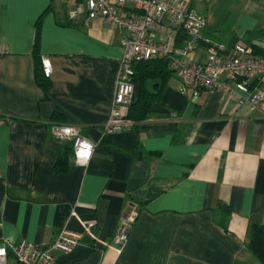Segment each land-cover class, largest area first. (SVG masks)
Masks as SVG:
<instances>
[{"label":"crops","instance_id":"1","mask_svg":"<svg viewBox=\"0 0 264 264\" xmlns=\"http://www.w3.org/2000/svg\"><path fill=\"white\" fill-rule=\"evenodd\" d=\"M190 5L206 18L202 36L264 48V0ZM44 10L36 51L50 66L46 96L32 55ZM71 10L66 0H0V244L44 245L66 227L81 235L53 264H261L247 242L251 225L264 224V116L238 105L236 93L211 89L188 101L172 75L145 119L103 132L122 32ZM188 57L204 60L203 46ZM57 124L95 145L83 165L70 161L71 149L61 173L53 165L70 143L51 136ZM129 210L137 216L117 253L110 239Z\"/></svg>","mask_w":264,"mask_h":264},{"label":"built area","instance_id":"2","mask_svg":"<svg viewBox=\"0 0 264 264\" xmlns=\"http://www.w3.org/2000/svg\"><path fill=\"white\" fill-rule=\"evenodd\" d=\"M72 8L70 17L82 15L86 21L101 18L122 32L120 56L115 76L111 106L101 125L105 133L130 127L125 117L133 92V64L148 59L167 60L178 90L188 101L201 92L215 90L220 97L236 93L237 104L257 110L264 116V48L255 53L241 41L225 43L202 36L206 18L190 5V0H66ZM157 32V38L154 32ZM177 33L181 34L176 46ZM198 44L204 48L202 61H192L188 55ZM1 52V50H0ZM41 70L49 76L46 57L40 58ZM50 134L69 142L70 161L83 165L90 157L94 144L68 124L50 127ZM87 145V148L85 147ZM137 212L129 210L119 217L110 243L119 253L126 241ZM84 231H89L84 227ZM81 233L60 228L52 241L44 245L19 239L0 244V264L16 261L18 264H53L57 253H68Z\"/></svg>","mask_w":264,"mask_h":264},{"label":"trees","instance_id":"3","mask_svg":"<svg viewBox=\"0 0 264 264\" xmlns=\"http://www.w3.org/2000/svg\"><path fill=\"white\" fill-rule=\"evenodd\" d=\"M46 10L41 13L34 23V34L32 41V55L34 59V81L41 88L46 96L49 88V81L42 73L40 67V56L36 51L40 20ZM255 53H262L263 48L256 44H248ZM133 76L138 83V93L136 99L127 106L125 117L132 121V124L145 119L150 112L152 103L157 102L160 98V90L172 76V70L169 68L167 60L163 58L148 59L133 64ZM155 79H158L156 81ZM154 80L153 90L147 88V81ZM52 120L59 119L57 114L51 116ZM71 152V146L64 144L63 150L53 165V173L64 172L67 166V158ZM222 206V205H221ZM222 208H225L222 206ZM226 210V209H225ZM222 224V223H221ZM247 247L250 252L264 264V224H252L249 233ZM9 264H18L12 261Z\"/></svg>","mask_w":264,"mask_h":264},{"label":"rangeland","instance_id":"4","mask_svg":"<svg viewBox=\"0 0 264 264\" xmlns=\"http://www.w3.org/2000/svg\"><path fill=\"white\" fill-rule=\"evenodd\" d=\"M228 24H230V23H226L225 21L223 22V25H222V27L223 28H227V29H223L224 31H230L231 30V28H228L229 27V25ZM171 80H172V78H171Z\"/></svg>","mask_w":264,"mask_h":264},{"label":"clouds","instance_id":"5","mask_svg":"<svg viewBox=\"0 0 264 264\" xmlns=\"http://www.w3.org/2000/svg\"><path fill=\"white\" fill-rule=\"evenodd\" d=\"M85 147L87 148V145Z\"/></svg>","mask_w":264,"mask_h":264}]
</instances>
